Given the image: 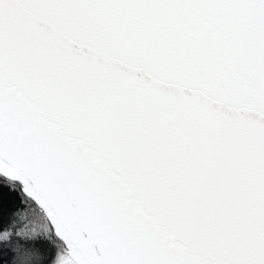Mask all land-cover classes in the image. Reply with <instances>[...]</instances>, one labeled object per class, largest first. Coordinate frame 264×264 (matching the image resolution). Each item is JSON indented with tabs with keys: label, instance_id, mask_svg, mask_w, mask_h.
Returning a JSON list of instances; mask_svg holds the SVG:
<instances>
[{
	"label": "snow or ice",
	"instance_id": "snow-or-ice-1",
	"mask_svg": "<svg viewBox=\"0 0 264 264\" xmlns=\"http://www.w3.org/2000/svg\"><path fill=\"white\" fill-rule=\"evenodd\" d=\"M0 264H264V0H0Z\"/></svg>",
	"mask_w": 264,
	"mask_h": 264
}]
</instances>
